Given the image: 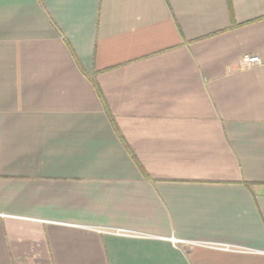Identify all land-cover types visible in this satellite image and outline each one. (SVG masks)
Wrapping results in <instances>:
<instances>
[{"label":"crops","instance_id":"0c3cea01","mask_svg":"<svg viewBox=\"0 0 264 264\" xmlns=\"http://www.w3.org/2000/svg\"><path fill=\"white\" fill-rule=\"evenodd\" d=\"M0 264H264V0H0Z\"/></svg>","mask_w":264,"mask_h":264},{"label":"built area","instance_id":"2783aa9c","mask_svg":"<svg viewBox=\"0 0 264 264\" xmlns=\"http://www.w3.org/2000/svg\"><path fill=\"white\" fill-rule=\"evenodd\" d=\"M245 65H251V64H255V63H260L261 62V58L259 56H252V57H245L243 60ZM222 248L225 249H229V246H221Z\"/></svg>","mask_w":264,"mask_h":264}]
</instances>
